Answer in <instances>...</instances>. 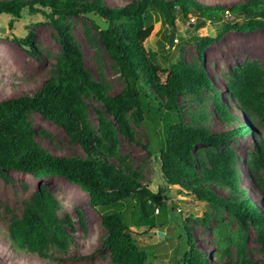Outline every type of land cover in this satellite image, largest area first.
I'll return each mask as SVG.
<instances>
[{"label": "trees", "instance_id": "obj_1", "mask_svg": "<svg viewBox=\"0 0 264 264\" xmlns=\"http://www.w3.org/2000/svg\"><path fill=\"white\" fill-rule=\"evenodd\" d=\"M24 8L31 14L40 12L48 19L59 33L57 40L62 51L56 58L53 73L37 89L0 100V169H15L39 178L62 176L78 185L88 194L89 205L100 213L106 229L102 246L108 249L112 262L151 264L146 251L139 247L122 207L137 198L142 204V216L148 219L151 215L148 205L164 213L165 197L161 189L141 185L130 172L125 158L119 156L117 163L112 161L117 156V142L111 121L98 111L100 136L88 122L86 99L93 95L128 139L133 135L126 115L134 110L146 121L149 130L156 135L160 171L167 186H177L199 200L224 207L244 224L248 221L256 227L260 258L246 251V231L241 229L235 236V257L226 264H264V214L258 212L240 185L236 152L229 147L223 151L218 148L229 135L212 132L202 123L207 119L206 112L199 114L196 126L187 124L181 112L180 98L192 97L200 107L210 98L220 117L231 123L233 114L223 100L222 90L203 67L193 75L180 62L169 71L162 69L157 64L158 52L147 50L144 45L152 32V27L147 25L150 11L160 14L172 30L176 28L177 15L186 18L192 13L217 19L232 13L246 19L226 23L225 30L251 31L264 27V0H245L231 5H204L196 0H131L122 6H108L101 0H0V12L12 14L13 18H20ZM90 14L104 23L97 27L100 41L124 81V86L115 94L108 93L87 73L81 53L63 23L66 15ZM166 37L168 40V34ZM13 39L26 46L34 43L33 34ZM215 40L206 34L199 35V53L202 55ZM159 47L163 49L162 44ZM232 75L226 92L236 109L264 119V70L249 63L234 70ZM31 111L61 127L69 141L78 143L83 153L59 154L45 148L28 119ZM231 132L240 134L242 131L234 129ZM148 144L144 147L150 152ZM197 145L218 148L215 153H207V166L205 160L197 161ZM201 165H204L202 175L198 169ZM248 165L256 178L257 172L264 170L263 140L258 141ZM208 182L224 185L229 189V196L217 193ZM258 186L264 193V185L258 181ZM59 206L58 200L41 186L25 202L22 217L12 219L9 224L8 236L13 244L43 257L50 254L51 247L63 244L66 227L65 220L58 214ZM165 223L167 219L163 225ZM183 225L187 249L173 264H208L204 253L193 243V235L185 221ZM224 242L219 252L230 257L231 239L225 235Z\"/></svg>", "mask_w": 264, "mask_h": 264}, {"label": "rangeland", "instance_id": "obj_2", "mask_svg": "<svg viewBox=\"0 0 264 264\" xmlns=\"http://www.w3.org/2000/svg\"><path fill=\"white\" fill-rule=\"evenodd\" d=\"M101 1L108 6H122L131 0ZM242 1L245 0H196L204 5H231ZM245 19L244 16L232 13H225L217 19L190 13L186 18L177 15L176 28L172 30L160 14L150 11L147 25L152 27V32L144 45L147 50L158 52L157 64L162 69L169 71L180 62L193 75L203 67L213 78L215 85L222 90L223 100L229 104L233 114L234 120L231 123L220 117L210 98L200 107L199 102L192 97L179 100L184 121L196 126L199 114L206 112L207 119L202 123L212 132L229 135L218 148L223 151L229 147L236 152L240 185L258 212L264 214V193L258 186V181L264 185V170L258 171L256 178L248 165L258 141H264V119L236 109L234 101L226 92L227 85L233 79L232 72L237 68L253 63L264 70V27L251 31L224 29L226 23L242 22ZM63 23L67 34L81 53L87 73L100 82L108 93H117L124 86V81L100 41L97 27L104 23L92 14L66 15ZM172 32L175 34L170 43ZM29 34H33L34 41L30 46L19 44L13 39H23ZM204 34L216 40L201 55L197 39ZM58 35L55 27L40 12L31 14L24 8L20 18L0 12V100L34 91L53 73L56 58L62 51ZM160 44L163 49L159 47ZM86 104L88 122L97 136H100L98 111L106 120L111 121L117 142V156L112 161L117 163L119 156L125 158L130 172L141 185H147L153 190L161 189L165 197L167 208L164 213L161 214L158 208L148 219L142 216V204L137 198L131 199L122 207L139 247L146 251L151 264H173L183 256L187 249V233L183 221L193 235V243L204 253L208 264H226L235 257V236L241 229L246 231V251L249 255L260 258L257 229L252 223L247 221L244 224L224 207L199 200L192 194L182 192L177 186L166 185L160 171L156 135L134 110L126 115L133 135L132 139H128L119 131L113 116L93 95L86 99ZM28 119L37 132V139L49 151L59 154L83 153L78 143L69 141L61 127L47 121L39 113L29 112ZM234 129L242 132L232 133ZM147 142L150 152L144 147ZM218 148L197 145V161L205 160L204 165L207 166V153H215ZM204 165L198 168L201 175ZM0 170V264H115L108 249L102 246L106 229L101 223L100 213L89 205L88 194L83 189L62 176L39 178L15 169ZM208 184L217 193L229 196V189L224 185ZM41 186L46 187L58 200V214L65 220L66 227L64 243L51 247L47 257L18 248L8 236L11 220L22 217L25 202ZM166 219L167 223L163 225ZM225 235L231 239L230 257L222 256L219 252L225 246Z\"/></svg>", "mask_w": 264, "mask_h": 264}, {"label": "water", "instance_id": "obj_3", "mask_svg": "<svg viewBox=\"0 0 264 264\" xmlns=\"http://www.w3.org/2000/svg\"><path fill=\"white\" fill-rule=\"evenodd\" d=\"M174 32H172L171 33V35H170V37H169V41H170V43L172 42V39H173V37H174ZM148 211H149V214H152L153 213V209H152V207L150 206V205H148ZM160 234L162 235L163 234V232H160Z\"/></svg>", "mask_w": 264, "mask_h": 264}, {"label": "built area", "instance_id": "obj_4", "mask_svg": "<svg viewBox=\"0 0 264 264\" xmlns=\"http://www.w3.org/2000/svg\"><path fill=\"white\" fill-rule=\"evenodd\" d=\"M153 211H156L157 212L158 211V208L154 209Z\"/></svg>", "mask_w": 264, "mask_h": 264}]
</instances>
